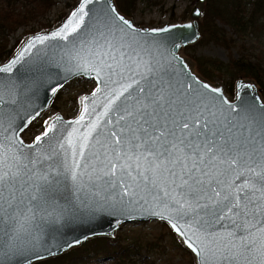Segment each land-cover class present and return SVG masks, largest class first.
<instances>
[{
  "label": "snow or ice",
  "instance_id": "6c2138e0",
  "mask_svg": "<svg viewBox=\"0 0 264 264\" xmlns=\"http://www.w3.org/2000/svg\"><path fill=\"white\" fill-rule=\"evenodd\" d=\"M90 3L83 0L52 38L80 33L63 56L77 69L96 71L114 122L25 153L3 107L14 102L15 86L0 81V255L37 242L46 219L75 211L57 200L64 177L86 206L103 201L121 209H168L182 222L173 227L195 237L188 246L200 264H264V111L216 109L116 28L103 9L86 11Z\"/></svg>",
  "mask_w": 264,
  "mask_h": 264
},
{
  "label": "water",
  "instance_id": "95a60500",
  "mask_svg": "<svg viewBox=\"0 0 264 264\" xmlns=\"http://www.w3.org/2000/svg\"><path fill=\"white\" fill-rule=\"evenodd\" d=\"M82 3L83 0H76L68 12L53 26L24 35L10 55L0 62V68L10 69L0 72V81L15 86L11 93L14 102L3 107L12 116L11 134L14 139L22 141L25 153L35 149H46L49 144L75 140L88 132L92 124L107 127L110 118L114 122V113L106 114V93L96 71L90 67L77 69L73 66L74 62L69 64L67 58L63 56L64 50L72 47L71 42L77 40L80 33H73L67 36V39L52 38L61 30L62 25L69 21L72 13L79 10ZM88 9H103L116 28L123 29V34H127L130 39L149 49L176 80L190 85L189 91L195 89L216 109L227 113L232 108L240 111L242 107L252 106L258 111H264V98L253 78L238 76L234 80L232 94L228 95L222 81L213 82L202 76L197 72L192 59L182 54L183 48L196 43L201 37L199 22L203 13L199 6L193 5L182 21L170 20L157 25L135 24L131 17L119 10L115 0H99V2L92 0V3L87 5L86 11ZM118 17L128 21L132 27L123 24ZM88 20L89 17H85V23ZM83 30L82 28L81 31ZM41 37H49V39L41 43ZM78 77L91 79L95 84L89 92L79 97L78 112L67 118L55 112L45 121L43 130L31 141L26 142L23 133L42 112L50 107L64 85ZM7 98L6 94L5 99ZM81 116L84 119L77 123ZM46 130L48 135L44 136ZM96 131L92 132L93 136ZM37 137H42L40 143L36 142ZM33 145L34 148L29 147ZM65 158L69 164L72 163L70 149L65 154ZM61 180L63 183L60 192L57 193V200L60 204H71L75 211L65 213L58 219H46L41 222L40 239L34 244L26 245L20 251L0 255V264H35L65 254L90 239L113 238L122 224L148 220L165 223L182 247L190 253L193 264H200L199 255L188 246L195 241V237L190 240L191 232L185 235L181 230L173 227L178 223L182 226V222L172 218L168 209L155 204L121 209L103 201L100 204L89 201L86 206L71 194L70 178L65 180L61 177Z\"/></svg>",
  "mask_w": 264,
  "mask_h": 264
},
{
  "label": "rangeland",
  "instance_id": "374dc122",
  "mask_svg": "<svg viewBox=\"0 0 264 264\" xmlns=\"http://www.w3.org/2000/svg\"><path fill=\"white\" fill-rule=\"evenodd\" d=\"M75 1L0 0L1 9L13 11L21 16L19 17L21 22L7 35L8 48L12 46L15 48L24 35L47 29L56 24ZM115 2L119 8L121 0H115ZM207 3L206 0L201 2L198 0H136L135 7L128 16L137 25H157L170 20L182 21L193 5L204 10ZM244 3L246 19L250 4H248V0H244ZM260 13L261 15L255 20L251 28L252 30L247 29L239 35H236L228 25L217 21L218 27L223 29L232 41L228 39L225 41L222 39L213 40L208 34L200 30V39L183 48L182 54L192 59L197 72L200 74L197 59H209L215 64L222 62L224 66L221 71L206 66L214 74V77L208 78L203 74L201 75L213 82L222 81L226 89L231 80L233 84L239 76L228 66L231 60L245 58L259 64L264 69V10ZM202 21L203 16L199 25ZM94 85L93 80L82 77L75 78L64 85L50 107L32 122L27 129L28 131L23 133V139L26 142L31 141L36 134L43 130L45 121L55 112L61 113L65 118L75 115L79 110V97L89 92ZM93 239L83 244H88ZM111 239L115 241L111 242L114 249L126 247L128 250L129 256L125 257L124 264H193L192 256L189 252L185 253L180 249L179 241L171 233L168 226L156 220L133 221L122 224L115 237ZM88 247L92 248L93 246L90 244ZM93 260L91 264H118L112 256L106 255H100Z\"/></svg>",
  "mask_w": 264,
  "mask_h": 264
},
{
  "label": "trees",
  "instance_id": "16d2710c",
  "mask_svg": "<svg viewBox=\"0 0 264 264\" xmlns=\"http://www.w3.org/2000/svg\"><path fill=\"white\" fill-rule=\"evenodd\" d=\"M41 1L44 2V0ZM206 1L208 3L203 10V21L199 25V30L208 34L213 40L222 39L225 41L228 39L232 41L231 38L227 37L225 31L218 27L217 21L228 25L236 35H239L247 29H251L255 20L261 15L260 12L264 10V0H248L250 7L245 19L244 0ZM135 2L136 0H121V4H119L120 11L126 15L130 14L135 7ZM19 17L21 16L18 13L0 8V62L6 59L14 48V46L8 48L7 35L21 22ZM197 64L199 65L201 74L208 78L214 77V74L210 69L206 68L207 65L218 71H221L224 66L222 62L215 64L214 61L209 59H197ZM228 66L239 76L253 78L257 82L264 98V69L259 64L245 58H240L231 60ZM225 90L227 93L232 94V80ZM162 224L165 225L163 222ZM111 242H115L114 239L105 237L94 238L88 244H82L83 246L74 248L66 254L35 264H91L94 261L93 258L99 257L100 255L112 256L116 263L124 264L125 257L129 256L128 250L126 247H119V245V248L114 249ZM90 244L93 246L92 248L88 247ZM178 246L185 253H188L180 243H178Z\"/></svg>",
  "mask_w": 264,
  "mask_h": 264
},
{
  "label": "flooded vegetation",
  "instance_id": "af4514ba",
  "mask_svg": "<svg viewBox=\"0 0 264 264\" xmlns=\"http://www.w3.org/2000/svg\"><path fill=\"white\" fill-rule=\"evenodd\" d=\"M201 1H203V0H198V2H201ZM201 9V8H200ZM202 13H203V10H202Z\"/></svg>",
  "mask_w": 264,
  "mask_h": 264
},
{
  "label": "bare ground",
  "instance_id": "6f19581e",
  "mask_svg": "<svg viewBox=\"0 0 264 264\" xmlns=\"http://www.w3.org/2000/svg\"><path fill=\"white\" fill-rule=\"evenodd\" d=\"M28 131V130H27Z\"/></svg>",
  "mask_w": 264,
  "mask_h": 264
}]
</instances>
